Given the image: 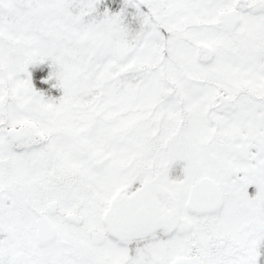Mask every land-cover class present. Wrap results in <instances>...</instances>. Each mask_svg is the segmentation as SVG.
I'll return each instance as SVG.
<instances>
[{"label": "snow or ice", "instance_id": "6c2138e0", "mask_svg": "<svg viewBox=\"0 0 264 264\" xmlns=\"http://www.w3.org/2000/svg\"><path fill=\"white\" fill-rule=\"evenodd\" d=\"M0 264H264V0H0Z\"/></svg>", "mask_w": 264, "mask_h": 264}]
</instances>
